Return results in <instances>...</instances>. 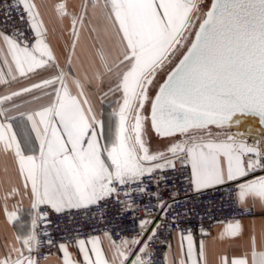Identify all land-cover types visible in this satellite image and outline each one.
<instances>
[{"label": "snow or ice", "instance_id": "6c2138e0", "mask_svg": "<svg viewBox=\"0 0 264 264\" xmlns=\"http://www.w3.org/2000/svg\"><path fill=\"white\" fill-rule=\"evenodd\" d=\"M20 4L33 38L29 42L0 31V84L41 70L50 74L0 93V151L13 155L22 181L4 194L3 211L9 223L19 219L18 205L9 210L7 200L22 188L35 212L31 230L5 245L0 264H38L40 237L48 236L37 230L38 222L47 218L41 206L61 213L96 206L113 196L147 195L143 178L175 167L176 159L190 164L196 189L233 182L240 206L249 199L264 204V175H254L264 170V141L257 147L239 133L220 131L239 124L240 116L247 114L264 123V0H211L206 8L203 0H89L79 14L58 2V17H71L67 71L45 39L47 29L34 0ZM89 6L94 12L99 9L101 27L91 26ZM86 25L94 37L93 52L87 67L81 64L73 72V56ZM165 69L166 77L158 83ZM105 84L103 95L120 97L114 101L118 108L112 109L107 132L88 97L89 90ZM25 94H33L31 102L47 103L20 111L25 102L17 100ZM17 118L30 125L36 144L29 138L22 145L14 130ZM149 121L158 137L170 140L164 150H152L146 139ZM151 195L159 198V192ZM120 202L124 211H135L133 199ZM154 207L163 214L169 205L159 201ZM144 212L136 236L117 239L107 230L77 237L73 243L83 264H152L155 252L149 243L155 242L159 225L147 209ZM242 230L237 220L228 223L221 236L235 238ZM177 231L183 258L174 257L172 264H200L203 243L197 253L191 231ZM46 242L52 244L51 239ZM57 247L63 264H77L65 243ZM162 264H168L167 251ZM219 264H264V251L256 250L253 237L250 259L248 252L222 255Z\"/></svg>", "mask_w": 264, "mask_h": 264}, {"label": "built area", "instance_id": "2783aa9c", "mask_svg": "<svg viewBox=\"0 0 264 264\" xmlns=\"http://www.w3.org/2000/svg\"><path fill=\"white\" fill-rule=\"evenodd\" d=\"M0 31L32 41L33 33L20 0H0ZM256 140L254 145L259 147L264 134L257 135ZM261 172L264 170H258L255 175ZM142 186L146 188L147 195H121L119 199L113 196L86 209L56 213L50 206H41L40 211L47 212V218L38 222L37 230L48 233V236L40 237L41 245L36 255L38 264H44L49 256H59L61 251L57 245L60 243L74 247L73 241L77 237L101 235L107 230L113 231L117 239L119 236H136L137 225L139 219L144 218L145 209L159 225L155 242L149 243V248L155 252L154 256H150L152 264H162V254L168 250L173 234L179 233L177 229L183 230L185 234L190 230L192 236L201 239L217 225L229 220L251 218L255 214L253 206H240L236 202V185L233 182L195 190L186 162L145 176ZM120 192L123 193L124 189L121 188ZM156 192H159L158 199L151 195ZM128 199L135 201V211H124L125 206L120 201ZM159 201L169 205L166 213L162 214L154 207ZM48 239H51V245L47 244Z\"/></svg>", "mask_w": 264, "mask_h": 264}, {"label": "crops", "instance_id": "0c3cea01", "mask_svg": "<svg viewBox=\"0 0 264 264\" xmlns=\"http://www.w3.org/2000/svg\"><path fill=\"white\" fill-rule=\"evenodd\" d=\"M29 2H33V0H29ZM34 2L38 6V10L44 22V27L47 29L45 39L53 49L59 65L67 71L66 58L71 51L70 44L72 40L70 32L71 17H58L55 11V5L58 2H64L66 3L67 9L70 13L79 14L84 10V6L88 5L89 0H34ZM88 19L91 21L92 27L99 28L102 26L99 9H96L94 12L89 6ZM93 38V35L89 33V26L86 25L81 31L80 40L73 56V63L71 65L73 72L80 69L81 64L87 67L89 57L93 52ZM49 74L50 70H41L32 74L30 78H18L16 81L9 80L8 85L0 84V93L17 90L20 87L27 86L32 82H38L41 78H46ZM107 90L108 85L105 84L102 89H93L88 91V97L96 112L97 118L102 119L105 123L106 132L108 122L110 118H112V109L118 108V104L114 101L120 99L118 93L103 95V93ZM154 90L155 87L150 90V94H152ZM34 94L40 95L39 91H36ZM32 95L33 94H25L17 100L18 103L21 101L25 102L24 107H22L20 111H26L29 108L34 109L39 107L41 104L47 103L46 99L31 102ZM11 114L16 115L15 112H12ZM13 124L14 130L18 134V139L22 141V145L29 138L32 143H37L34 139V133L31 132L30 125L27 124L26 121H22L17 118L13 121ZM241 135L245 138V142L250 145L257 141L256 138L252 137V135L250 137L245 134ZM154 136L155 137L150 144L152 150H164L168 144L167 140L160 138L155 134ZM182 162H185L182 158L174 161L175 164H180ZM188 165L191 170L190 164ZM259 175H264V172L256 174L255 176ZM248 178L251 179L252 176H249ZM21 183L22 181L18 174L17 162L15 161L13 155L11 153H4L0 151V255L6 251L5 245H9L13 242L15 235L27 233L32 227V220L35 212L31 208V200L28 196L23 194L22 188L19 195L15 198L10 197L7 200L9 210H12L14 206L18 205L19 219L14 223H9L3 211L5 203L3 199L4 194L13 186L20 187ZM193 188L195 190H201L196 189L194 185ZM244 205L253 206L255 214L251 218L237 219L243 229L242 233L238 237L232 238L221 236V233L224 232L226 225L228 223H234L237 220H229L227 223L215 226L209 234L205 235L201 239H197L193 236L197 253H199L201 243H203L204 246L205 257L200 261V264H219V258L222 255L234 257L241 256L244 252L249 253L250 259L251 241L253 237H255L256 250L264 251V204H262L259 199H256L255 201L249 199ZM67 247L69 253L71 254V258L76 261L77 264H83V258L78 248L76 246L71 247L69 245H67ZM103 247L107 249V240H104ZM167 252L168 264H172L174 257L177 261L183 258L180 251L179 233L175 232L173 234L170 242V248H168ZM44 264H63V253L61 252L59 256H49Z\"/></svg>", "mask_w": 264, "mask_h": 264}, {"label": "rangeland", "instance_id": "374dc122", "mask_svg": "<svg viewBox=\"0 0 264 264\" xmlns=\"http://www.w3.org/2000/svg\"><path fill=\"white\" fill-rule=\"evenodd\" d=\"M164 71L160 73V75L158 77V82L164 76ZM148 108H149L148 105H146L145 115H147V113H148ZM146 125H147L146 130H148V132H149L147 136L149 137V142L151 144V142L153 141V139H154L155 136L152 133V131L150 130L149 122ZM212 131L213 132H216L217 129H215V127H213L212 128ZM220 131H222V132H228L229 134H231L232 132H240V134H245V135H248L249 137L252 135L253 138H254L253 135H255L254 132H252V129H250L248 126L246 127V126H243L241 124L231 125L229 128H225V129L220 130ZM176 139H179V137H176ZM166 140H167V142L169 144L170 143V140L169 139H166Z\"/></svg>", "mask_w": 264, "mask_h": 264}, {"label": "water", "instance_id": "95a60500", "mask_svg": "<svg viewBox=\"0 0 264 264\" xmlns=\"http://www.w3.org/2000/svg\"><path fill=\"white\" fill-rule=\"evenodd\" d=\"M210 2H211V0H210ZM210 2H209V4H210ZM165 77H166V74H165L164 78ZM163 79H162V81L160 83L163 82ZM154 94H155V92H154ZM149 111H150V106H149V109H148V114H149ZM240 123L249 125L253 130H255L254 134H257V133H260V132H264V123H261L260 122V118L258 116H256V115H252V114L242 115V116H240ZM149 125H150V121H149ZM254 138H257V136L255 135ZM262 141H264V140H261V142Z\"/></svg>", "mask_w": 264, "mask_h": 264}, {"label": "trees", "instance_id": "16d2710c", "mask_svg": "<svg viewBox=\"0 0 264 264\" xmlns=\"http://www.w3.org/2000/svg\"><path fill=\"white\" fill-rule=\"evenodd\" d=\"M209 2H210V0H203V4H204L205 8L209 5ZM168 70H169V69H165V71H164V76H165V74H166V72H167ZM164 76L162 77V79L164 78ZM162 79H160L158 83H160V82L162 81ZM155 90H156V88H155ZM155 90L152 92L151 95L154 94ZM148 107H149V105H148ZM148 109H149V108H148ZM147 115H148V113H147ZM239 124L244 125V126H246V127L248 126L250 129H252V128H251L249 125H247V124H243V123H239ZM233 125H235V124H233Z\"/></svg>", "mask_w": 264, "mask_h": 264}, {"label": "flooded vegetation", "instance_id": "af4514ba", "mask_svg": "<svg viewBox=\"0 0 264 264\" xmlns=\"http://www.w3.org/2000/svg\"><path fill=\"white\" fill-rule=\"evenodd\" d=\"M149 126H150V125H149ZM243 126H244V125H243ZM146 128H147V125H146ZM254 131H255V130L252 129V132H254ZM148 133H149L148 130H146V139L149 141V137L147 136ZM232 133H239V134H240V132H232ZM232 133H231V134H232ZM254 133H255V132H254Z\"/></svg>", "mask_w": 264, "mask_h": 264}, {"label": "bare ground", "instance_id": "6f19581e", "mask_svg": "<svg viewBox=\"0 0 264 264\" xmlns=\"http://www.w3.org/2000/svg\"><path fill=\"white\" fill-rule=\"evenodd\" d=\"M264 132H260V133H257V134H255L256 136L258 135L259 136V134H263ZM255 135H253V136H255Z\"/></svg>", "mask_w": 264, "mask_h": 264}]
</instances>
